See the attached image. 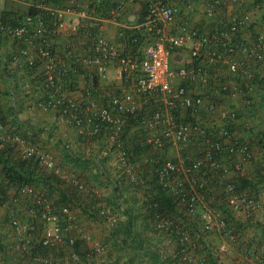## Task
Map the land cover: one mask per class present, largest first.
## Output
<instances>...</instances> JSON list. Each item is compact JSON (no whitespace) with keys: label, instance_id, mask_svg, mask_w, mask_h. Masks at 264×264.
Returning a JSON list of instances; mask_svg holds the SVG:
<instances>
[{"label":"built area","instance_id":"obj_1","mask_svg":"<svg viewBox=\"0 0 264 264\" xmlns=\"http://www.w3.org/2000/svg\"><path fill=\"white\" fill-rule=\"evenodd\" d=\"M65 1V7L54 9L48 7L51 0H0V6H26L21 13L0 7V39L18 47L8 62L26 74L19 86L24 97L33 98L29 110L56 113L59 121L95 142L117 174L137 183L130 139L124 136L127 117H133L131 133L150 148L140 160L160 163L154 172L161 182L186 214L200 208L201 232L220 234L215 253L224 254L235 240L230 220L204 200V192L218 189L228 210L245 218L254 217L264 195V190L255 196L228 179L230 172L244 176L256 160L243 134L250 123L238 105L250 107L254 79L264 69V0L251 7L250 0H85V6ZM196 15L200 21L195 24ZM109 24L117 27L114 38L108 36ZM124 29L134 32L131 41L137 44L128 46ZM63 35L69 42L55 48L52 40ZM234 97L238 102L231 101ZM5 145L13 156L37 161L66 185L96 198L85 180L0 118V148ZM15 188L10 196L14 206L15 194L35 197L39 205L25 207L26 220L14 213L9 220L18 238L16 249L34 263L55 264L48 253L56 251L65 264H77L81 245L89 253L104 252V245L79 227L69 206L42 197L31 183ZM99 216L111 227L117 224L110 208H101ZM154 222L158 230L173 226L158 215ZM175 227L187 249L192 240L179 223ZM259 254L264 261V246ZM253 257L242 252L237 262ZM196 264L206 263L199 259Z\"/></svg>","mask_w":264,"mask_h":264},{"label":"crops","instance_id":"obj_2","mask_svg":"<svg viewBox=\"0 0 264 264\" xmlns=\"http://www.w3.org/2000/svg\"><path fill=\"white\" fill-rule=\"evenodd\" d=\"M258 1L261 0H250L249 7L253 2L258 3ZM65 2V0H51L48 7L63 8L66 6ZM79 3L82 6L86 5L85 0H79ZM2 6L4 9H10L17 13L26 10V6L22 2L7 3ZM138 7L139 5L136 6V10ZM129 18L130 16L127 20ZM132 19L133 16L130 20ZM193 20H196L195 24L198 23L200 16L196 15ZM116 31L117 27L109 24L108 36L110 38L115 37ZM243 35L249 36L247 32H243ZM68 42V38L64 35L52 40L53 46L57 49H62ZM17 50V45L5 38L0 39V117H4V124L12 132L21 134L27 140L36 141L35 143L43 146L63 169L65 167L62 163L71 165L72 170H65L80 174L88 187L95 190L96 198L91 199L96 203L92 206L110 208L117 215V224L111 227L100 216H91L88 213L86 205L89 206L91 203L88 200L90 197L87 198L86 191L77 195L76 203L80 206L73 207L72 212L77 218L79 227L104 245V252L99 254L89 253L88 249L81 245L79 248L81 259L77 264H156L157 259H160L161 262L169 259L173 261L172 264H180L181 262L179 263L176 259V240L173 235L162 230L155 231L156 234L154 235L150 233L151 230H154L153 220L147 213L148 207L141 206L144 199L143 193L123 185L119 188L120 191L116 192V205H118L116 206L112 202V197L115 195L112 192L111 183L113 179L118 178V174L114 170L112 162L109 159L104 161V169L98 171L96 167L92 169L89 166H82L84 161H78V158H87L88 163L93 164V160L97 156L99 157V146L95 142L92 143L82 138L74 128L62 124L63 122L58 120L56 113L29 110V104L32 103L33 98L24 97L26 96L24 90L19 86L26 74L20 67L11 66L8 62L10 55ZM34 116L37 117L34 118ZM65 147L68 149L66 150ZM257 158L256 164L261 161L259 157ZM256 164L247 166L245 173L251 177L253 182L258 179L252 177ZM105 176L109 179H105ZM228 179L238 182V177L233 172L228 174ZM62 182L61 188L66 186L63 180ZM37 189L38 192L43 191L42 185L37 186ZM262 190L260 189V191ZM56 194L53 195L52 201L57 199ZM260 200L261 203L264 202V195L261 196ZM134 218L136 220H133ZM189 219L190 222L187 225L192 231L191 233L188 232V235L193 242H198L201 248L205 246L210 249L213 245L217 246L222 242V236L215 231L210 233L200 231L201 221L197 214H192ZM235 219L237 222L230 219V224H232L230 229L235 240L234 242L230 241L228 250L224 254L214 253L215 264H239L237 256L246 250L254 253L256 257L245 264H264V261L259 259V253L264 246V206L262 205L252 217V222H247L245 217L241 215L235 216ZM131 224H133L134 230H131ZM195 228H198V231ZM142 240L151 241L153 244L150 249H145L147 252L141 245ZM17 242L18 238L11 228L9 220L3 221L0 225V264H36L29 256L23 255L16 249ZM132 244L135 245L134 249H130ZM206 253L203 251L200 254L207 259ZM48 255L52 257L55 264H65L64 258L59 256L60 254H57L56 251L50 252Z\"/></svg>","mask_w":264,"mask_h":264},{"label":"trees","instance_id":"obj_3","mask_svg":"<svg viewBox=\"0 0 264 264\" xmlns=\"http://www.w3.org/2000/svg\"><path fill=\"white\" fill-rule=\"evenodd\" d=\"M30 11L33 12V9L30 8ZM6 13V12H5ZM8 14L5 15V17L9 16L10 12H7ZM15 16V14H13ZM16 17V16H15ZM124 41L128 44V46H131L132 44H137V42L132 43L131 39L134 36V32L130 29H124ZM137 46V45H136ZM131 48V47H130ZM254 83H263L264 84V77H261L259 79V75H257L254 79ZM261 85V84H260ZM1 118V117H0ZM129 118L125 125L124 130V136L129 137L130 139V146L128 148L129 152L131 153V158L136 164L137 173L140 176L139 181L137 183H131L127 180V178L124 175H119L117 179H113L111 185H112V192L115 196H113L112 202L114 204H117V191L119 192L123 185L128 188H132L134 190H138L139 192L143 193L144 199L142 201L141 206L148 207L147 213L149 216H151V219L153 222L156 219V216L163 217L168 220H172L173 223L170 228L163 229L162 231L170 232L171 235L176 240V259L179 261L180 264H196V261L199 259L204 260L206 264H215L214 256H215V250L216 246H212L210 249L207 247H200L198 242L192 241L191 243L187 242V249L186 246L182 245L179 242V233L177 231V228L175 227L176 223H179L180 226H182V229L186 230L187 233H191L189 230V225H187L190 222V216L180 203H178V200L176 196L166 187L164 186L163 182L159 179L157 174L154 172V168L156 166H160V163L155 164L154 161L149 160L148 162H145L143 160H140V155L142 152L150 151V148L142 142L141 137L137 132H132V127L135 125V120L133 117H127ZM1 120H4V117L1 118ZM4 123V122H3ZM262 136H264V133H262ZM263 137L260 138V141H262ZM36 142V141H34ZM262 145L263 142H260ZM127 145V143H126ZM255 148V146L253 147ZM67 150L68 147H65ZM65 150V152H66ZM154 158V157H152ZM109 158L106 156H97L95 160H93V166L96 167V170L100 171L104 169V161H107ZM78 161H84L82 163V166H91L88 162L89 160L87 158H78ZM60 166V165H59ZM74 174H77L76 172H72ZM79 177H81L80 174H77ZM103 175V174H102ZM99 177V176H98ZM82 178V177H81ZM83 179V178H82ZM105 179H109L106 178ZM0 180L2 182V194L3 198L0 200V203L5 200V198H9L12 194L11 189L14 191L16 190L15 187H17L21 183H31L35 186L42 185L43 191H41L42 197H46L52 201L53 195L57 196V199L54 200V204H63L66 206H69L71 209L75 206H80V204H77V195L82 194L83 192H80L76 190L73 186L66 185L63 188H61L60 184L62 180L55 176L52 173L47 172L44 168L38 165V162L35 160H27L23 159L20 156H13L10 153V148L8 145H5L4 147L0 148ZM84 180V179H83ZM238 184L242 188L248 189V191L251 194H254L255 196L259 195V191L261 188L258 186L257 183L253 182L250 176H240L238 177ZM262 180V179H261ZM210 182V181H208ZM206 188H211V184H206ZM264 187V185H262ZM11 192V193H10ZM85 193V191H84ZM17 195V194H15ZM87 198L90 196L86 193ZM35 197H30L28 199H22L19 204L23 202L25 203V206H34L39 207V205L35 204L34 202ZM90 205L86 207L88 208V213L91 216H99V210L101 209L94 205L96 202L93 201V199L89 198ZM92 200V201H91ZM98 200V199H97ZM204 200L215 210H220L223 213V216L228 221L230 219L233 220V222H237L235 219V216L228 210L227 206L225 205L224 199L222 194L219 192L218 189L215 191L211 190L209 192H204ZM118 206V205H116ZM156 206V207H155ZM196 209V208H195ZM199 207L197 206V209L195 210V214L198 215ZM101 218V217H100ZM247 222H252V217H246L245 218ZM183 222V223H181ZM181 223V224H180ZM155 225V222H154ZM232 224H230L229 229L231 228ZM198 228H195L197 230ZM194 230V232H195ZM264 230V228H263ZM198 231V230H197ZM201 231V230H200ZM193 232V234H194ZM232 232V231H231ZM233 233V232H232ZM237 233V232H235ZM198 235V233H197ZM191 239V238H190ZM38 249H40L38 247ZM36 249V251H38ZM187 251V254L186 251ZM207 252L205 256H207V259L203 256H201V252ZM244 252H248L247 250ZM186 257V258H183Z\"/></svg>","mask_w":264,"mask_h":264},{"label":"rangeland","instance_id":"obj_4","mask_svg":"<svg viewBox=\"0 0 264 264\" xmlns=\"http://www.w3.org/2000/svg\"><path fill=\"white\" fill-rule=\"evenodd\" d=\"M2 7V6H0ZM261 77H264V69L261 70V75L259 76V79ZM261 84V85H260ZM240 100V98H239ZM251 105L249 108L242 106V104H239L238 106L241 108L240 110V114L241 117L248 120L250 123V128L249 129H244L243 134L246 136V139L252 144V146L255 150V157H259V159L261 160L259 163L256 164V160H255V164L256 167H254V173L252 175V177L254 178H258L256 179L255 183L258 184L259 187H262V185H264V168L261 167V164L264 163V144L262 145L260 142L264 143V136H262V133H264V84L263 83H258L254 85V89L252 91V97H251ZM232 102H238V99L236 97H234L233 99H231ZM37 116H34V118ZM37 120V119H35ZM64 124V123H62ZM263 137L262 141H260V138ZM258 159V158H257ZM66 163V162H64ZM63 167H65V169H71L72 167L71 165H67V164H63ZM61 165V166H62ZM91 165V164H90ZM92 169L95 168V166L91 165L89 166ZM89 172V171H86ZM262 179V180H261ZM36 187V192H38L37 186ZM13 190V189H11ZM11 193V192H10ZM16 196V202L18 206H14L13 200L10 201V197L5 198V201L0 203V225L2 224V222H7V220H10V216L11 214H15L16 216H19L20 218L22 217L23 219H27V214L24 210L25 209V203L23 204V202L21 204H19V202L21 201L20 197H18V195ZM25 199H28L27 197H25ZM264 206V202L261 203V206ZM21 218V219H22ZM133 220H136V218H134ZM133 224H131V230H134L132 228ZM151 228V227H149ZM137 229V227H136ZM153 229L151 230L150 233L152 235L156 234V232H158V229L155 228V225L153 223ZM156 231V232H155ZM140 238V237H139ZM142 247L144 248V251L147 252L145 249H150V246L153 245L151 241H145L142 240L141 243ZM135 245H131L130 249H134ZM163 249H165L164 247H161ZM175 249H176V244H175ZM158 262H155L156 264H172L173 261L166 259L163 262H161L160 259H157ZM146 261V260H144ZM149 261V260H148Z\"/></svg>","mask_w":264,"mask_h":264}]
</instances>
